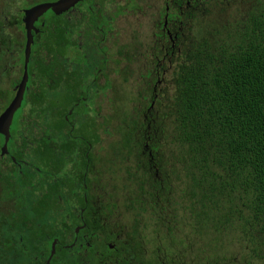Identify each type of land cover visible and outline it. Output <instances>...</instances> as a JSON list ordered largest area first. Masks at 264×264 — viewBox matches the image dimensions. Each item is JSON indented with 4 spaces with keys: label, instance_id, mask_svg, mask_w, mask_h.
<instances>
[{
    "label": "trees",
    "instance_id": "1",
    "mask_svg": "<svg viewBox=\"0 0 264 264\" xmlns=\"http://www.w3.org/2000/svg\"><path fill=\"white\" fill-rule=\"evenodd\" d=\"M49 1L52 0H34L32 4H27L22 0L19 9L13 14L24 16L25 11H31L34 5ZM198 1L193 0L192 6ZM5 15L0 13V16ZM55 19L53 15L48 19L51 26H55ZM38 38L32 47L28 64V92L13 116L6 152L3 150L4 136L0 134V196L13 204V209L8 210L4 217L8 219L14 233H27L28 239L24 241L19 238L15 243L3 241L0 244V264H5L8 253H11L14 264L22 256L24 259L20 264H41L43 255L36 252L46 247L47 255L44 258H47L53 240L58 243L49 264H73L72 259H67L70 251L63 248L60 235L53 233L46 222L53 211L54 197L63 196L66 191H74V176L67 174L70 190H65L67 182L62 183L59 172L61 165L66 168L81 157L77 148L84 135L75 132L73 117L85 109L74 111L69 119L68 112L77 102L74 95H68L66 90L58 101L52 100L45 104L43 86L34 89L37 81L48 83L50 89L57 86L55 56L44 58L51 51H58L57 27L54 30L43 29ZM168 71L172 72L169 84L172 94L156 93V82L164 80L163 73ZM157 72L159 77L151 75L152 84L145 83L143 86L136 107L130 110L125 106L119 108L113 129L118 141L109 148L112 158L126 160V153L134 152V148L141 150L143 144L159 153L162 143L168 139L176 148V168L170 170V164L160 156L153 169L147 161H139L137 169L142 165L145 170L150 169L151 173L144 172V177L132 182L142 197L152 201L151 209L154 213L159 215L161 212L162 215L164 205L171 198H176L171 179L177 176L180 168L189 179L191 190L199 193L193 196H197L203 204L200 210H206L205 216H210L211 212H223L213 192H222L224 189L239 191L247 201L242 204L247 207L253 226L264 238V9L250 15L243 30L223 46L205 39H192L184 47L178 38L174 67ZM18 80H10V87H15ZM30 88L33 91L29 94ZM102 89L104 87H99V91ZM5 98L6 93L0 92V118L9 104ZM146 99L150 101L144 104ZM152 103H155L154 111H151ZM25 108L28 109L26 117L22 116ZM66 117L75 127L73 131H65L69 128ZM105 120L107 124L111 123V119ZM88 127L84 124L80 130L85 132ZM106 129L102 132L107 133ZM36 134H39V138L32 137ZM91 137L96 144L98 136L95 131ZM28 145L34 146L32 153L35 159L53 161L47 164L49 175L51 170L53 175L52 181L48 178L47 184L55 196L39 198L33 207L26 205L24 192L30 186L40 187L41 181L18 169V165L26 158ZM44 152L47 156H44ZM57 155H60L59 160ZM32 166L40 169L41 164L34 163ZM62 173L65 175V172ZM145 191H152V194L146 195ZM204 197L215 205L210 203L207 207L203 203ZM133 199L139 200L135 196ZM234 211L242 214V209L235 208ZM230 213L232 206L228 213L219 218V223L227 222ZM62 215L75 219L69 210ZM249 227L252 228L251 223ZM60 229H63V225ZM158 264L179 263L175 259L173 263L159 261Z\"/></svg>",
    "mask_w": 264,
    "mask_h": 264
},
{
    "label": "rangeland",
    "instance_id": "2",
    "mask_svg": "<svg viewBox=\"0 0 264 264\" xmlns=\"http://www.w3.org/2000/svg\"><path fill=\"white\" fill-rule=\"evenodd\" d=\"M26 2L27 4H32L34 0H26ZM21 4L22 0H0V13L6 14L5 16H0V46H4L2 47L4 50L0 51V91L8 88L7 83H5L7 78L3 76L4 73L10 71L8 78L11 80L19 78L21 75L19 57L23 37L19 33L18 28L13 26V22L16 19V17L14 19L16 14L13 13H16ZM262 9H264V0H199L192 7L193 18L187 21V23L184 22L180 25L182 26L179 37L180 42L185 47L192 39H205L223 46L243 30L250 15ZM137 25L136 20H130L129 28L124 34L125 36L123 35L124 37L118 38L112 36L108 40L107 46L111 52V56L119 49L121 43H127L130 47H137L140 41ZM141 36V40L144 42L143 45H148V37L145 36L144 32ZM86 52L89 62L88 69H91L97 62L95 49L91 45L86 48ZM54 53V51H51L49 55H44V58L54 55L57 61V54ZM137 53L140 52L134 51L130 54V56L134 57L130 58L128 69L123 72L124 75L119 74V71H115L113 69L114 66H112L108 74H111V82H115L113 88L111 86V88L104 92L99 91L100 86L90 89L89 103L77 108L78 111L81 108L85 110L73 117L76 133H82L87 138L86 133L80 130V127L85 124V126H90L98 136V141L95 145V198L103 201L106 193L108 196H111L114 205L117 207L111 217V224H120L121 226H126L128 229L138 219L137 213L140 212L135 208L125 212L123 207L128 204L126 198L128 200L131 197L128 195L126 197V191H136L135 185L128 180L129 176L125 174L127 170L130 173H134L135 154L129 158L128 164H125L124 160L118 159L107 163L105 159L109 156V148L118 141V137L113 129L117 123L116 118L119 114V108L125 106V108H129L130 110L132 107H136L138 105L137 101L140 100L139 94L142 93L143 86L150 81L149 79L145 81L141 80V75L145 73V66L142 58L138 57L139 54ZM13 64L15 66L11 71L13 66H10ZM7 66L10 67L9 70H6ZM86 73H92V71H85L81 73V76L86 75ZM171 73V71H168L163 74L165 79L156 84V93L164 92L168 93V95L172 94V87L169 85ZM122 77L127 80L124 86L121 85ZM84 81L88 83L89 78L84 79ZM40 85L43 86V89L48 87V83L37 81L34 89H38ZM32 91L33 89L30 88L29 94ZM60 92V90H56L53 97L48 95V98L44 101L45 104L51 98L59 96ZM149 101L150 99H146L144 104ZM154 105L155 103H152L153 109L151 111L155 110ZM27 110L25 108L22 116H27ZM106 118L108 120L111 119V123L107 124ZM105 127H107V133L102 132ZM32 137L39 138V134L32 135ZM172 145L166 139L162 143L161 151L158 153V156L165 158V160L162 159L170 164V170L176 168L174 166L176 164V148ZM33 147V145H28L25 160L33 162L37 160L32 153ZM78 148L79 153L82 152L83 148ZM57 158L59 160L60 155H57ZM63 161L66 162L67 159H63ZM73 166L74 164L69 165L66 169L70 171ZM177 171L179 172L177 176H172L171 179L173 182L172 188L175 187L176 196H174L176 198H171L168 204L164 205V222L160 223V225H151L143 230L146 238H149L150 241L156 240V244L160 248V254L167 253L175 256L179 264H264V238L253 226L249 211L242 204L247 202L244 196L239 191L231 192L230 189H224L222 192H213L212 195L218 201L217 204L223 208V212H211L210 216H205L204 212L206 210L204 212L200 210L203 204L198 201L197 196H193L194 194L199 195V193H194L191 190V185L188 183L189 179L186 178L183 170L179 168ZM35 174L33 176H36ZM137 174L139 173L137 172ZM139 178L137 176V179ZM76 186L77 184H75ZM24 194H26L25 203L30 207L35 206L40 198L39 194L30 193L28 190H25ZM69 197L70 195L68 194H65L64 197H54L52 204L53 211L47 217L48 221L46 222V225H49L53 233L60 235L64 244L70 241L72 228L76 223V218L71 217L70 219L62 215L68 209L64 201ZM74 197L76 199L77 196ZM203 203L209 207L210 203L213 202L204 197ZM230 206H232V213L228 214L227 222L219 223V218L229 212ZM235 208L242 209V214H236ZM10 209H13L11 201L4 200L0 196V219L6 216ZM70 211L74 216L77 215V211L74 208H70ZM140 222L144 223V225L152 223V218L148 211L142 215ZM249 223H251L252 228L249 227ZM61 225H63L62 230L60 229ZM19 238L26 241L28 235L24 232L20 234L14 233L10 229L8 219L2 218L0 221V244L5 240L15 243ZM36 253L43 255V258L40 259V263L43 264L46 260L44 257L47 255V248H40ZM5 257L7 258L5 259V264H14L11 253H8ZM71 258L72 254H67V259ZM23 259L24 256L18 258L16 264H20Z\"/></svg>",
    "mask_w": 264,
    "mask_h": 264
},
{
    "label": "flooded vegetation",
    "instance_id": "3",
    "mask_svg": "<svg viewBox=\"0 0 264 264\" xmlns=\"http://www.w3.org/2000/svg\"><path fill=\"white\" fill-rule=\"evenodd\" d=\"M55 1L57 0L36 4L33 8ZM192 1L193 0H82L74 7L58 16H55L50 11L44 13L33 25L37 32L32 33L33 44L31 46V51L35 40H39L38 37L43 29L50 28V30H54V28L57 27L59 36V48L56 53L57 67L55 72L57 86L55 89H50L49 86L43 89L44 101H46L48 95L53 97L54 92L60 90V95L50 100L58 101L67 90L68 95H74L73 97H76L77 100V102L75 101L73 104L76 107L73 106L74 109L71 108L68 112V118L70 119L78 107H82L89 103L88 97L90 89L100 86L102 88L104 87L100 92H104L111 88V86L113 88L115 82H111V74H108V71L114 66L113 69H115V71H119V74L124 75L123 72L128 69L130 58L134 57L130 56V54L134 51L140 52L137 53L139 54L138 57L142 58L145 66V73L141 75V80L145 81L149 79L150 81L148 83L152 84L150 79L151 75L158 78L159 74L157 71L170 70L175 65L176 45L182 28L180 25L191 19ZM27 11L28 10L25 12L27 13ZM51 15L56 18L55 26H51L49 23L48 19L51 18ZM14 19L13 26L18 28L19 33L22 34L23 37L19 57V63L22 66L23 73V53L26 43L25 23L28 18L27 14H25L24 16L15 15ZM130 20H136L138 23L137 33L140 41L137 47H130L127 43H121L119 49L111 56V52L107 46L108 40L112 36L121 38L128 30ZM143 32L145 36L148 37V45H143L144 42L141 40V34ZM91 45L95 49L97 62L93 68L88 69L89 62L86 48ZM2 47L4 46H0V51L4 50ZM14 66V64L10 66L12 67L11 71ZM10 67L7 66L6 70H9ZM88 70H91L92 73H86V75L81 76V73ZM9 73L10 71H7L3 74V76L7 78H5V83H7L8 88L0 92L6 93L5 99L10 103L15 96L17 87L22 78V73L15 87L12 88L10 87L12 83L10 81L11 79L8 78ZM86 78H89L88 83L84 81ZM126 81V78L122 77L121 85H126ZM28 82L23 95V101L28 92ZM159 83L160 81L156 82V84ZM67 86L70 87L67 89ZM68 118L66 117L65 120L69 124V128L65 131L68 129V131H73L75 127L69 123L70 121ZM92 132H94V130L88 127L84 132L87 138L84 137L78 142V147H82L83 150L79 153V148H77L78 154H80L81 157L75 159V165L71 170L68 171L62 165L60 166L62 169H60L59 172V179L63 184L67 182L65 190H70V184L67 181L69 176L67 174H71L75 178V181L72 183L74 191L64 192V195H70V197L66 199L67 204L66 201H64L65 206H68L66 211H70V208H74L77 211V215L75 216L76 223L72 228L70 241L66 244L63 243V248L70 251L68 254H72L71 259L73 264H149L150 262L158 264L159 261L173 263L176 259L175 256L167 253L160 254V248L156 244V240L150 241V239L146 238V235L143 234V230L147 229L149 226L160 225V223L165 220L163 213L161 215L160 212V214L157 215L154 213L153 209H151L152 201L148 197H142L141 193L137 191H126V197L127 195L131 197H129L128 200L126 198L128 204L127 206H123L124 210L125 212L131 211L134 208L139 210L140 212L137 213L138 219L131 225L130 229L120 224H111V217L117 208L112 201V197L108 196L106 193L103 201L95 198L94 178L96 144L93 142V137L90 138ZM0 134L3 135L2 132H0ZM134 150L135 151L130 154L126 153V160H124L125 164H128L129 158L135 154V161L133 164L134 173H130L129 170L125 172V174L129 176L128 180L131 182L138 181L144 177V172L151 173L150 169L145 170L142 165L137 169V163H140L139 161H147L151 169H153L154 163H156V159L159 157L158 152L148 149L147 144H143L141 150L138 148H134ZM108 154L109 156L105 159V162L111 163V160L115 161L110 151H108ZM44 156H47V153L44 152ZM50 162L53 161L40 159L33 162L24 159L23 163L18 165L19 171H26L29 176L32 175L33 177L36 173L34 177L40 179V187L34 185L30 186L27 190L30 193L39 194L40 198H45L48 195L55 196V193L48 188L47 184L48 178L52 181L53 177L51 168V174L49 175V168L47 166ZM34 163L41 164L40 169L32 166ZM62 171L65 172V175H63ZM137 172L139 174H137ZM155 173L157 172L155 171ZM137 176L140 178L137 179ZM75 184H77L76 187ZM144 193H146V191ZM149 194H152V191L146 193V195ZM25 195L26 194H24V196ZM73 196H77L76 199L75 197L73 198ZM133 196H136L139 200H134ZM137 204L138 207L136 206ZM131 206H134V208H131ZM146 211L150 213L154 222L152 221V223L144 225V223L140 221L142 215L146 213ZM160 215L161 217H159ZM160 219H162V221H159ZM57 243L56 240V244ZM47 258L43 264H46Z\"/></svg>",
    "mask_w": 264,
    "mask_h": 264
},
{
    "label": "water",
    "instance_id": "4",
    "mask_svg": "<svg viewBox=\"0 0 264 264\" xmlns=\"http://www.w3.org/2000/svg\"><path fill=\"white\" fill-rule=\"evenodd\" d=\"M80 1L82 0H57L49 4L39 5L26 13L28 19L26 20L25 23L26 43L23 53L24 60H23L22 78L19 82L14 98L9 103L2 117L0 118V129H1L0 132H2L4 136V144H3L4 152H6V143L8 140L9 127L12 123L14 114L20 109L22 105L23 95L25 92L26 84L28 82V63L31 54V46L33 44L32 33L37 32L34 29L33 26L34 23L38 20L40 16H42L47 11H50L55 16H58L68 11L72 7H74ZM55 245H56V240H53L52 243L50 244V253L47 258L46 264H49L50 260L55 254Z\"/></svg>",
    "mask_w": 264,
    "mask_h": 264
}]
</instances>
